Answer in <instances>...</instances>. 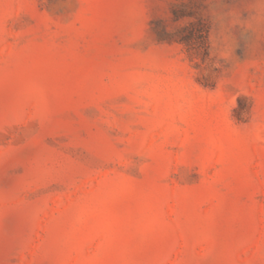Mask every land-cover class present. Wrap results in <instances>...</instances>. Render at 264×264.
I'll list each match as a JSON object with an SVG mask.
<instances>
[{
	"label": "rangeland",
	"instance_id": "obj_1",
	"mask_svg": "<svg viewBox=\"0 0 264 264\" xmlns=\"http://www.w3.org/2000/svg\"><path fill=\"white\" fill-rule=\"evenodd\" d=\"M0 264H264V0H0Z\"/></svg>",
	"mask_w": 264,
	"mask_h": 264
}]
</instances>
